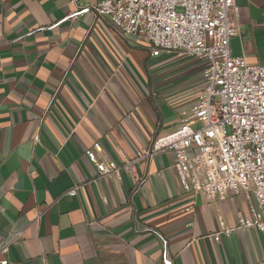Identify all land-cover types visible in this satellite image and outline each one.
<instances>
[{
    "label": "crops",
    "instance_id": "1",
    "mask_svg": "<svg viewBox=\"0 0 264 264\" xmlns=\"http://www.w3.org/2000/svg\"><path fill=\"white\" fill-rule=\"evenodd\" d=\"M101 0H80L92 6ZM231 57L264 66V0H235ZM65 0H0V245L10 264H264V234L239 228L242 195L185 192L170 152L204 65L72 17ZM117 174L99 177L86 150ZM77 188L74 196L67 194Z\"/></svg>",
    "mask_w": 264,
    "mask_h": 264
},
{
    "label": "built area",
    "instance_id": "2",
    "mask_svg": "<svg viewBox=\"0 0 264 264\" xmlns=\"http://www.w3.org/2000/svg\"><path fill=\"white\" fill-rule=\"evenodd\" d=\"M65 1L75 8L72 17H106L118 33L146 45L152 57L173 54L204 65V87L191 112L175 131L155 137L136 161L172 153L185 192L209 202L242 195L249 216L238 214V227L264 234V66L230 56V39L239 34L235 0H101L92 6ZM100 151L96 142L85 152L99 177L117 174L115 162L98 160ZM77 188L67 194L76 195ZM16 237L0 245V255H8Z\"/></svg>",
    "mask_w": 264,
    "mask_h": 264
},
{
    "label": "rangeland",
    "instance_id": "3",
    "mask_svg": "<svg viewBox=\"0 0 264 264\" xmlns=\"http://www.w3.org/2000/svg\"><path fill=\"white\" fill-rule=\"evenodd\" d=\"M202 126H203V124H202V123H199V124L195 125L194 128H195V129H199V128H201ZM226 131H227L228 133H230V129H229L228 127H226Z\"/></svg>",
    "mask_w": 264,
    "mask_h": 264
}]
</instances>
